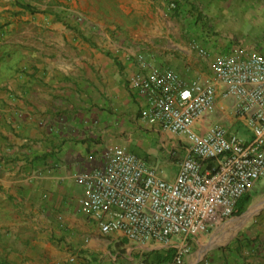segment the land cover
<instances>
[{
	"label": "crops",
	"instance_id": "obj_1",
	"mask_svg": "<svg viewBox=\"0 0 264 264\" xmlns=\"http://www.w3.org/2000/svg\"><path fill=\"white\" fill-rule=\"evenodd\" d=\"M169 1L0 0V264H112L111 239L133 243L81 213L76 182L105 165L108 148L131 142L133 120L170 138L140 118L131 79L147 69L127 51L190 82L210 76L211 60L236 43L250 48L233 37L241 20L264 26V0H172V11ZM214 122L242 127L220 91L206 125ZM193 245L185 264H264V248L219 257L204 237Z\"/></svg>",
	"mask_w": 264,
	"mask_h": 264
},
{
	"label": "built area",
	"instance_id": "obj_2",
	"mask_svg": "<svg viewBox=\"0 0 264 264\" xmlns=\"http://www.w3.org/2000/svg\"><path fill=\"white\" fill-rule=\"evenodd\" d=\"M168 4L170 11L177 7ZM191 48L210 56L195 42ZM126 55L147 69L131 79L142 101L140 118L183 138L185 155L169 181L125 145L108 148L104 166L76 176L83 188L80 211L105 234L120 232L142 248L173 247L168 264H185L194 241L234 217L238 200L264 179V54L238 47L211 60L210 76L190 82L172 68L149 65L143 55ZM218 91L248 138L220 122L206 125L216 112Z\"/></svg>",
	"mask_w": 264,
	"mask_h": 264
},
{
	"label": "rangeland",
	"instance_id": "obj_3",
	"mask_svg": "<svg viewBox=\"0 0 264 264\" xmlns=\"http://www.w3.org/2000/svg\"><path fill=\"white\" fill-rule=\"evenodd\" d=\"M246 21L247 19L241 20L238 31L234 33V39L243 41L244 44L242 45L249 44L247 46H250V49L256 52L264 53V49L258 48L260 44L256 43L264 41V26L249 27V25L245 24ZM237 46L239 47L240 43H236ZM138 122L134 120L130 122L132 140L125 146L156 166L158 174L162 178L169 181L174 180L178 175L180 163L185 155L186 143L184 139L170 132L166 133L170 138L165 139L164 137L162 138L163 133L144 132L140 130L142 126ZM238 134L244 139L248 138V133L243 126ZM251 193L253 197L246 211L239 216L231 217L233 219L230 222L233 225L230 228L214 230L199 236L209 240L210 246H213L210 251L214 255L217 254L220 257L225 252L229 255L237 252L240 255L243 251L264 248V180L258 182L251 190ZM111 241L113 247L110 246L108 248V251H110L108 256L110 255V258L111 256L114 257L112 264H133L139 259L147 260L148 262L154 258L153 251L155 250H142L136 244H129L121 238H114ZM204 247L207 246L202 245L201 249ZM100 250L98 254L103 255ZM195 250H197V246L192 248V252ZM196 254L200 256L201 250L196 251ZM104 259L105 255L102 260Z\"/></svg>",
	"mask_w": 264,
	"mask_h": 264
},
{
	"label": "trees",
	"instance_id": "obj_4",
	"mask_svg": "<svg viewBox=\"0 0 264 264\" xmlns=\"http://www.w3.org/2000/svg\"><path fill=\"white\" fill-rule=\"evenodd\" d=\"M252 193L249 192L242 196L236 206V211L234 216H239L241 215L244 211H246L248 205L250 204L252 200ZM175 251L173 249H165V250H160V251H153L154 258L151 261L144 260L147 264H167L169 263L173 256H174Z\"/></svg>",
	"mask_w": 264,
	"mask_h": 264
}]
</instances>
